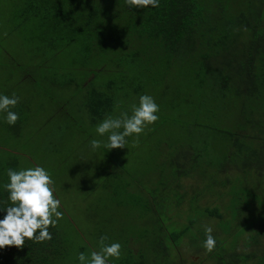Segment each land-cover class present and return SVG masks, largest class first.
<instances>
[{"label": "rangeland", "instance_id": "374dc122", "mask_svg": "<svg viewBox=\"0 0 264 264\" xmlns=\"http://www.w3.org/2000/svg\"><path fill=\"white\" fill-rule=\"evenodd\" d=\"M18 1L0 0V94L20 98L11 110L21 120L9 125L0 112V158H16L17 170L39 165L51 174L63 213L56 227L70 246L64 264H80L79 253L99 251L101 236L122 245L121 257L109 264H264V135H257L254 123L239 121L234 132L255 150L259 169L243 171L233 159L220 163L219 143L210 137L203 159V132L196 124L208 107L201 110L200 94L180 84L177 69L167 76L155 65L153 82L135 81L133 74L125 85L127 62H113L111 53L108 68L100 69V61L82 67L77 47L57 43L49 50L12 31ZM116 5L95 24L111 37L126 32L127 15L121 18L123 7ZM124 38L127 43L114 51L123 59L141 45L128 34ZM91 88L114 90V117L131 115L139 97L151 95L159 119L138 144L133 135L123 149L93 150L90 141L106 143L107 134L95 131L102 116L92 117L83 107ZM205 226L216 239L211 253L203 247ZM0 264L9 262L3 258Z\"/></svg>", "mask_w": 264, "mask_h": 264}, {"label": "trees", "instance_id": "16d2710c", "mask_svg": "<svg viewBox=\"0 0 264 264\" xmlns=\"http://www.w3.org/2000/svg\"><path fill=\"white\" fill-rule=\"evenodd\" d=\"M117 1L21 0L13 12L11 29L25 41L40 43L49 50L57 43L62 48L77 47L84 67L89 63L98 67V61L100 69L112 66L107 54L111 53L113 62H127L129 76L125 85L133 74L137 75L135 81L153 82L151 71L155 65L165 68L167 76L170 69H177L180 84L188 92L195 89L200 94L197 101L201 110L204 105L208 107L200 112L204 118L199 122V108L191 113H195L196 126L203 132L202 145L198 147L203 159L209 147L206 137H210L219 143L220 163L233 159L239 160L243 171L259 169L255 150L234 131L243 121L254 123L257 135H264V0H159L155 8H130L125 0ZM115 4L123 7L121 18L127 15L123 18L126 32L117 30L111 37L95 24L106 18ZM125 34L141 45L123 59L114 51L127 43ZM89 90L84 109L92 117L102 116V120L112 116L118 100L114 90L111 94L107 90ZM17 112L21 114L23 110ZM16 161L14 157L0 158V209L10 204L3 186L9 182L7 170H17ZM4 215L6 212L0 211V219ZM49 231L50 241L26 239L23 248L6 246L0 249H7L0 252V259L9 264H64L69 245L61 239L57 227Z\"/></svg>", "mask_w": 264, "mask_h": 264}, {"label": "clouds", "instance_id": "9594fccd", "mask_svg": "<svg viewBox=\"0 0 264 264\" xmlns=\"http://www.w3.org/2000/svg\"><path fill=\"white\" fill-rule=\"evenodd\" d=\"M130 8H155L159 6V0H125ZM20 98L13 93L11 96L0 94V112L6 113V122L15 125L19 119L18 113L12 111L19 103ZM159 105L148 94L139 97V103L131 106V115L122 112L119 116H106L97 126L96 133L99 136L107 134V142L93 139L90 146L93 150L104 147L123 149L126 147L129 136L137 137L135 143H139V136L145 129L155 124L158 119ZM9 182L3 187L9 193L8 207L0 209L6 212L0 219V249L15 246L23 248L25 240L34 242L50 241L52 234L50 227H56L63 219V213L59 210L61 201L54 195V180L51 174L42 166H34L14 170H7ZM213 229L205 226L206 239L203 247L211 253L216 246V239L212 235ZM107 236H101L99 251H92L90 257L81 252L78 254L80 264H109L110 259L121 257L122 245L119 242L106 243Z\"/></svg>", "mask_w": 264, "mask_h": 264}]
</instances>
